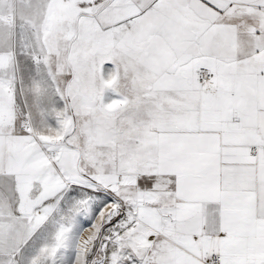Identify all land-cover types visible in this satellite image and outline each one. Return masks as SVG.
Returning a JSON list of instances; mask_svg holds the SVG:
<instances>
[{"label":"snow or ice","instance_id":"1","mask_svg":"<svg viewBox=\"0 0 264 264\" xmlns=\"http://www.w3.org/2000/svg\"><path fill=\"white\" fill-rule=\"evenodd\" d=\"M0 264H264V0H0Z\"/></svg>","mask_w":264,"mask_h":264}]
</instances>
